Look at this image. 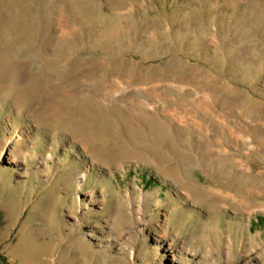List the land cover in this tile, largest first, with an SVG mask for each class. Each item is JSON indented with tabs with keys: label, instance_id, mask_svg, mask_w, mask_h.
<instances>
[{
	"label": "rangeland",
	"instance_id": "obj_1",
	"mask_svg": "<svg viewBox=\"0 0 264 264\" xmlns=\"http://www.w3.org/2000/svg\"><path fill=\"white\" fill-rule=\"evenodd\" d=\"M0 264H264V0H0Z\"/></svg>",
	"mask_w": 264,
	"mask_h": 264
},
{
	"label": "crops",
	"instance_id": "obj_2",
	"mask_svg": "<svg viewBox=\"0 0 264 264\" xmlns=\"http://www.w3.org/2000/svg\"><path fill=\"white\" fill-rule=\"evenodd\" d=\"M226 118H227L228 121L234 119V118L231 117V116H226ZM228 121H224V122H222V124L224 123V124H227L230 128H235L234 126H231L230 123H229ZM234 133H235V134H234ZM232 136H233L234 138H236V139H238L239 137H241V138H243V140H244V138L246 139V137H247V135H244V134H242V135L240 136V135L237 133V131H235V130L232 131Z\"/></svg>",
	"mask_w": 264,
	"mask_h": 264
}]
</instances>
